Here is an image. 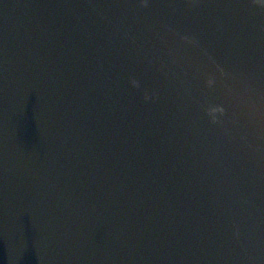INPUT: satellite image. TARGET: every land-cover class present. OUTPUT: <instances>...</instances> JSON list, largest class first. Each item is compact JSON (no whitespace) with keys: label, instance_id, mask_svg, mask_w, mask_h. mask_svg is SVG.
<instances>
[{"label":"water","instance_id":"95a60500","mask_svg":"<svg viewBox=\"0 0 264 264\" xmlns=\"http://www.w3.org/2000/svg\"><path fill=\"white\" fill-rule=\"evenodd\" d=\"M48 264H264V0H61Z\"/></svg>","mask_w":264,"mask_h":264}]
</instances>
